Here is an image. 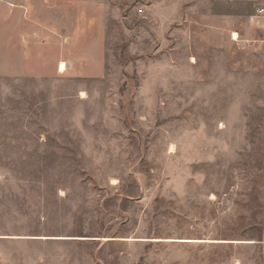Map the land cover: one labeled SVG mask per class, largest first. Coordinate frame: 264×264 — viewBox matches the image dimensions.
I'll use <instances>...</instances> for the list:
<instances>
[{
  "label": "rangeland",
  "instance_id": "1",
  "mask_svg": "<svg viewBox=\"0 0 264 264\" xmlns=\"http://www.w3.org/2000/svg\"><path fill=\"white\" fill-rule=\"evenodd\" d=\"M56 4L0 0V264H264V0Z\"/></svg>",
  "mask_w": 264,
  "mask_h": 264
},
{
  "label": "crops",
  "instance_id": "2",
  "mask_svg": "<svg viewBox=\"0 0 264 264\" xmlns=\"http://www.w3.org/2000/svg\"><path fill=\"white\" fill-rule=\"evenodd\" d=\"M48 1V0H47ZM50 1H53V2H55V3H62V2H64V4H65V6H64V10H63V12H62V6L60 7V6H58L57 4H56V7H55V16L56 17H54V25H56V27H58L59 29H63V32L65 33V34H67V29L69 30V34L70 35H72V34H74V32H73V25H72V23H73V21H72V18H71V16H69V18H68V21H67V9H68V11L71 13V8H72V2L74 1V0H50ZM67 4H68V8H67ZM61 14H64V19L62 18V17H60V15ZM35 17V16H34ZM56 18H58L59 19V22H56ZM45 22H47V26H46V24H45ZM51 21L50 20H45V19H40L39 17H38V20H34L33 19V27H35V28H39V29H41L42 27L43 28H49V29H51V27H50V23ZM68 22V23H67ZM42 28V29H43ZM40 32V31H39ZM67 36V35H66ZM67 39V38H66ZM64 45L66 46L67 44H66V42H64ZM65 62L66 61H63V60H60L59 61V66H61V64L62 63H64L65 64ZM58 66V67H59ZM65 69H66V64H65ZM61 71V70H60Z\"/></svg>",
  "mask_w": 264,
  "mask_h": 264
},
{
  "label": "bare ground",
  "instance_id": "3",
  "mask_svg": "<svg viewBox=\"0 0 264 264\" xmlns=\"http://www.w3.org/2000/svg\"><path fill=\"white\" fill-rule=\"evenodd\" d=\"M234 37H235V38L238 37L237 33L234 34ZM60 70H61V71H64V70H65V64H64V63L61 64V66H60ZM184 240H185V241H188V242H192V241H193V242H195V241H200V240H198V239H184Z\"/></svg>",
  "mask_w": 264,
  "mask_h": 264
},
{
  "label": "built area",
  "instance_id": "4",
  "mask_svg": "<svg viewBox=\"0 0 264 264\" xmlns=\"http://www.w3.org/2000/svg\"><path fill=\"white\" fill-rule=\"evenodd\" d=\"M262 11H264V10H262Z\"/></svg>",
  "mask_w": 264,
  "mask_h": 264
}]
</instances>
